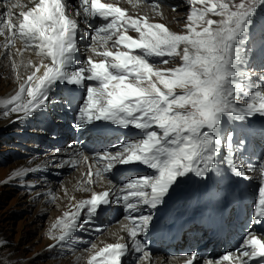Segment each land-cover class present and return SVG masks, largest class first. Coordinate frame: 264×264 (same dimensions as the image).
Segmentation results:
<instances>
[{"label": "snow or ice", "instance_id": "1", "mask_svg": "<svg viewBox=\"0 0 264 264\" xmlns=\"http://www.w3.org/2000/svg\"><path fill=\"white\" fill-rule=\"evenodd\" d=\"M190 4L182 33L151 22L147 16L129 14L117 0H79L75 10L69 0H32V6L19 11L14 19L13 9L25 7L17 0L0 16L5 52L12 55L8 50L19 41L22 47L16 49L17 55L34 51L38 58V62L27 61L32 70L26 78L17 76L21 81L18 90L10 98L0 99V115L26 119L54 102L58 86L85 88L77 128L103 121L135 128L142 138L94 153L82 184L92 186L94 177L103 179L121 166L139 164L153 170L151 175L134 174L122 187L93 190L90 198L70 203L50 226L49 237L55 243L49 248L66 244L77 230L91 225L103 207L115 202L127 213L122 229L132 244L124 237L99 248L92 244L87 264H123L129 247L140 254L133 264H143L150 252L138 237L154 219L142 212L144 207L157 208L189 174L203 178L226 165L234 175L247 178V171L253 170L247 166L246 171L243 162L237 164L233 132L227 133L223 157L221 151L226 124L264 117V73L254 79L255 73L248 67L252 50L247 47L257 6L264 0H190ZM81 16L84 30L78 35ZM96 18L104 23L91 29L89 22ZM84 36L91 42L88 54L80 59L78 44ZM154 57L164 65L176 58L180 62L161 68ZM114 147L120 150L113 152ZM80 155L88 162V156ZM40 170L39 166L21 167L13 170L9 180H23ZM259 171L253 222L264 223V164ZM198 258L193 251L184 264H195ZM253 261L264 264V234L248 231L234 252L205 264Z\"/></svg>", "mask_w": 264, "mask_h": 264}, {"label": "rangeland", "instance_id": "2", "mask_svg": "<svg viewBox=\"0 0 264 264\" xmlns=\"http://www.w3.org/2000/svg\"><path fill=\"white\" fill-rule=\"evenodd\" d=\"M78 1L69 0L73 6ZM148 1L140 0L135 6H130L129 9L134 11L136 9L143 11L154 9V13L158 14L159 9L154 7L155 5L144 7ZM158 5L166 10L170 22L175 24L174 31L177 33L184 32L187 23L186 17L192 7L190 1L159 0ZM257 9L252 27L258 25V16L261 25L264 26V4L258 5ZM210 18L219 19L216 16H210ZM83 30L84 28L81 26L78 35H83ZM87 39L88 37L84 36L83 39L79 40L80 59H84L87 54ZM250 42L249 39L247 41L248 48ZM256 57L257 54L252 50L248 67L255 73L254 79L264 73V63L253 66L252 61ZM155 62L157 67L165 68L175 67L180 61L179 58H176L171 60L168 65L160 63V59L155 60ZM2 65L3 61L0 66ZM0 80H2L0 94L6 95L2 99L10 98L9 92L15 83V74L2 72ZM81 93L85 94L80 87L60 85L56 90L54 102H50L45 110L39 111L29 118L19 120L15 118V114L8 118L0 115V264H72L71 258L68 259L70 255L80 253L79 257H89L92 254L90 250L92 244L107 235V232L115 227L122 217V206L111 203L101 209L99 215L93 220L94 223L77 230L66 244L55 248L48 247L50 243H55V241L50 240L49 232L46 233V231L50 222L60 213V194L79 170L80 153L69 152L66 145L73 137L71 121L74 118L76 103V108H79L81 104L80 99H77ZM254 117L246 118L243 122L235 121L225 125L221 157L226 152L227 133L234 131L236 138L233 140V155L237 164L243 162L247 166L251 163L257 164L261 160L264 155V138L260 134L261 132H257L261 122L251 120ZM254 134L259 135L258 141L253 143L252 149H247L246 137ZM134 137L137 136L130 138ZM79 140L81 138L77 141ZM242 140L245 141V153L238 151V144ZM128 141L130 139L126 136V142ZM105 147L106 145H103L98 149V152H102ZM112 150L113 152L116 151L115 149ZM92 151L95 152L96 150ZM48 156L54 157L49 166H44L40 168V171L30 173L23 180H9L13 170L21 167H34L39 160ZM64 157L68 158L67 161L60 163ZM221 167L228 169L226 165H221ZM120 170H118L117 175L110 176L109 174L108 176L107 174V177L123 179V176L118 177ZM126 171H129V167L122 168V172ZM135 173L136 175H144ZM247 175L248 179L246 180L231 182L224 178L223 182V185L237 186L238 190L244 194L245 211L241 222L239 215L237 214L236 217L234 207L231 205V208L227 209L228 218L225 219V223L228 221V225L223 237L214 238L215 236L212 237L209 233L210 228L205 230L202 226L192 225L184 230L181 238L177 241L178 251L186 250L187 255L193 251L194 245L201 246L199 258L195 264H204L207 259H219L228 253L225 252V249L233 241L242 243L245 229L249 225L248 218L252 211V200L256 197L261 182L256 171L247 172ZM229 177L234 178L235 175ZM119 182L124 183L122 180ZM38 193L39 195H37ZM45 195L48 198L44 199L43 196ZM231 197L232 195L226 194L225 199L220 200L227 202ZM97 226L103 231H95ZM161 252L162 249L159 253ZM162 255H167V253ZM79 257L78 259L81 261ZM133 262L134 259L131 254L123 257V264H133Z\"/></svg>", "mask_w": 264, "mask_h": 264}, {"label": "bare ground", "instance_id": "3", "mask_svg": "<svg viewBox=\"0 0 264 264\" xmlns=\"http://www.w3.org/2000/svg\"><path fill=\"white\" fill-rule=\"evenodd\" d=\"M139 1L140 0H117L119 5L121 7L126 8L129 14H131L133 16H137V17L147 16L151 22L163 23L166 26H168L170 28V30L174 31L175 24L170 22V17L168 16V13L166 12V10H164V8H162L158 5L159 0H149L148 3L144 5V7H147V6L151 7L153 5H158V7H156L157 9H159L158 14L154 13V9H149L148 11H143L140 9H136L134 11L133 9H131V10L129 9L130 6H135ZM188 1H190V0H188ZM102 2H110V0H102ZM15 3H17V0H13L12 2H8V3L0 1V16H4V14L7 12L8 8L12 4H15ZM19 3L21 5H24L25 7L24 8L17 7L15 9H13V13H14L13 18L14 19L18 15L19 11L26 10V7L32 6V0H19ZM76 8H79V1L75 6H73V10H75ZM79 19L81 21V26H83V28H84V25L82 23L83 16H81ZM89 23H90L91 29H94L95 27L93 26V24L99 23V21H95L93 23L89 22ZM103 23H104V21L101 22V24H103ZM129 34L133 35V36L136 35L133 32H130ZM87 41H88V44L91 42L89 37H88ZM4 42H5L4 38L0 37V64L3 61V65L0 66V75L2 72H6V74H12V75L15 74L16 80H15L13 87L11 88V90L9 92V94L11 96L15 93V91L18 90L19 83L21 82L17 78V76L19 75L20 77L26 78V76L28 74H30V72L32 70L31 67L26 66L27 61L29 59H32L34 62H38V58L35 56L34 51H25V52H23L22 55H17L16 49L22 47V45L19 41L16 42V45L14 47H12L8 50V52L12 53V55H9L4 50V47H3ZM2 57H4V59H2ZM152 59H157V58L154 57ZM13 63H15L16 67H13ZM13 72H14V74H13ZM1 83H2V80H0V88L2 86ZM81 89H83L85 94L81 93L80 95L77 96V99H80L79 101L82 103L83 102L82 98H84L86 96V89L85 88H81ZM5 96L6 95L0 94V99L4 98ZM70 106H72V103H70ZM76 106H77V103H76ZM76 106H75V109H76ZM77 117H78V110H77V112H74V118L71 121V126L73 127V129H76V131L81 135L82 140L76 141L75 139H72L67 143L66 147H67L69 152L75 151L78 153H83V155H86L89 157V160H88V162H85L83 160V156H81V159H79L78 173L69 181V183L62 190V192L60 194V213L58 214V216H56L54 218V220L52 222H50V225H49L46 233L49 232L50 226L55 222L56 218L61 216L64 211L68 210V206L70 203H74V202L79 201L81 199L90 198L91 191H93V190L94 191H104V190H107V189L112 188V187H122L124 183L128 182V180H130L132 178H135V175H136L135 172H131V171L122 172V169H121L120 173L118 174V177L120 178L121 176H123V179H119V180L117 178L116 179H109L105 175L103 179H99V178L94 177L96 182L92 186H87V185L82 184V182L86 181V179H87L86 175H84V174L87 172L88 166L92 162L91 161L92 155L94 153H99L98 149L101 148L103 145H106V147L104 148V150H105L110 145L115 146V145H120L121 142H126V135H123V134L117 135V136L116 135H111V136L93 135L89 129V125H86L83 128H77L76 127ZM140 138H142V137L137 136V137H134L133 139H130V141L135 140V139H140ZM119 141H121V142H119ZM241 142L238 144V151L240 153H245V141L242 140ZM70 145L72 147H69ZM113 149H115L116 151L120 150L119 148H116V147H114ZM92 150H96V151L93 152ZM53 159H54V157H49V156L45 157L44 159L39 160L38 163L34 165V167L39 166L40 168H42L44 166H49ZM67 159L68 158L64 157L63 160L60 161V163L66 162ZM261 164H264V157H262L261 160L257 164L251 163V164L247 165V166H253V170L247 171V166H246V171L247 172L256 171V174L261 179V174L259 171V165H261ZM220 169L222 172L219 175H217V172L214 171V172L209 173L206 177H203L202 178L203 185L205 186L208 183V181L210 180V178L213 176H214V178H217V180H221L223 177H226V176L229 177L230 175H234L231 173V171L229 169H223L222 167H220ZM191 175H194V174H191ZM244 179L245 180L248 179V175H247V178H244ZM120 180H122L124 183H120L119 182ZM109 181H111V183H109ZM82 187H89L90 190L87 192L82 191V190H80ZM217 193H218V190H217V185H216V181H215V182H213V186L211 187V189H209L208 192L198 193L197 196L195 198H192L189 202L190 203H196L199 200H201L205 197H208L209 195H216ZM43 198L46 199V198H48V196L45 195V196H43ZM71 198H75V199L72 200ZM257 199H258V192H257V196L255 198L254 204H253V210H254V205H255V202ZM183 202L184 201H182V203ZM205 203L210 204L208 202H205ZM113 204H115L117 206L118 205L121 206L120 204H117L115 202H113ZM233 207L237 209L238 215H239V220L241 222V220L243 219V216H244L245 205L243 203H240V204H235ZM142 212L144 214H147L148 209L146 207H144L142 209ZM125 215H127V213H125V211L123 209L122 217H121L120 221L117 223V225L115 227L111 228L107 232V235H105L100 241L95 243L97 248L102 247L107 243L116 242L118 237H124L125 241L131 246L132 241L128 238L127 232L122 229V225L127 223V221H125V219H124ZM92 223H94V221ZM202 224H205V223L202 222ZM251 224H252V222H251ZM202 227L205 230L209 229V227H205L204 225ZM226 230H227V227H224V230L222 231V235H225ZM248 231H252L253 233L258 234V235L264 234V225H263V230L260 233H256V232H254L253 229L247 228L245 230L244 237L247 235ZM182 232H183V230L180 227L179 230L176 229L174 231V233H173L174 238L172 240L164 239V240L160 241L164 245L169 246L167 255H162V253L157 254V253H154L153 251H149L148 249H146L150 252V258L148 260H145L143 262V264H184V261L187 259V257L190 256V254L193 251H196L197 245H194L192 247L193 251L189 255L186 254V250L181 249V251H178L176 248H174L172 246V244H174L173 242H175L179 238V236ZM212 233H214V235H217V232H215V231ZM171 237H172V235H171ZM216 237L218 238V236H216ZM50 240H52V239H50ZM154 243H155V245H157L159 243V241L156 240V241H154ZM239 244L240 243L234 242L230 246L226 247L225 252H234L235 249L239 246ZM90 250L93 251L92 248ZM199 251L200 250H197L196 252L199 254L200 253ZM128 254H131L134 261H137L138 256L140 255V254L135 253L131 249V247H129ZM79 255H80V253L72 254L68 257V259L71 258L70 262L72 261V264H87L88 257L87 256L86 257H79ZM78 257L81 259V261H79ZM204 264H205V261H204ZM225 264H227V262H225ZM251 264H256V262L253 261V262H251Z\"/></svg>", "mask_w": 264, "mask_h": 264}]
</instances>
